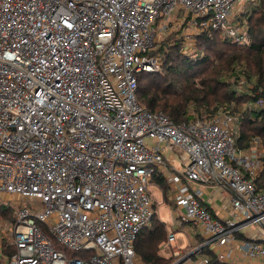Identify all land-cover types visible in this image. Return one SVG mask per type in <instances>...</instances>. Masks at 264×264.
<instances>
[{
    "label": "built area",
    "instance_id": "1",
    "mask_svg": "<svg viewBox=\"0 0 264 264\" xmlns=\"http://www.w3.org/2000/svg\"><path fill=\"white\" fill-rule=\"evenodd\" d=\"M251 1L0 0V198L19 203L0 218L1 264H145L136 242L157 213L156 172L182 212L174 229L203 237L181 250L169 231L172 264H210L202 249L264 264L259 139L241 150L227 111L176 125L137 97L139 73L161 67L155 46L181 27L187 52L206 30L247 44ZM217 190L229 213L211 206Z\"/></svg>",
    "mask_w": 264,
    "mask_h": 264
},
{
    "label": "trees",
    "instance_id": "2",
    "mask_svg": "<svg viewBox=\"0 0 264 264\" xmlns=\"http://www.w3.org/2000/svg\"><path fill=\"white\" fill-rule=\"evenodd\" d=\"M251 3L252 10H245L239 17L248 28L247 44L235 43L217 31L206 30L195 37V48L187 52L182 27L158 43L152 55L160 58L162 73L156 79L160 81L149 82V86L155 87L150 91L148 85L141 86V81L143 75L151 74L139 73L137 97L140 104L153 113L162 112L176 125L197 118H213L218 111H227L238 117L239 149H248L253 138H258L264 148V109L253 105L259 97L257 91L264 90V0ZM200 73L202 78L197 81L195 76ZM179 80L185 85L178 84ZM151 183L165 194L170 189L159 172L153 175ZM257 186L258 191L264 190V172L257 179ZM0 218L13 222L14 208L0 204ZM168 235L166 224L156 213L151 224L138 236L139 258L146 264H172L174 257L166 258L160 253ZM201 254L212 259L210 264H224L208 249H202Z\"/></svg>",
    "mask_w": 264,
    "mask_h": 264
},
{
    "label": "rangeland",
    "instance_id": "3",
    "mask_svg": "<svg viewBox=\"0 0 264 264\" xmlns=\"http://www.w3.org/2000/svg\"><path fill=\"white\" fill-rule=\"evenodd\" d=\"M253 8V4L251 2H248L245 6V10H248V11H251ZM162 68H156L153 72H151L150 74L151 75H143V80L141 81V86L142 87H146V85L149 86V82H154V80L158 79L159 76L157 75H160V73H162ZM149 74V73H148ZM156 75V76H155ZM229 75V74H227ZM226 75V76H227ZM196 80L199 81V79L202 78V74H198L197 76H195ZM230 78L228 77L227 80H229ZM255 79H253L252 81H254ZM156 81H160V80H156ZM170 82V79L169 81ZM182 85H185V82L183 80H179L178 84H181ZM167 84V82H166ZM164 84V86L166 85ZM155 87L154 86H149V89L150 91L153 90ZM237 89H240L241 90V87L240 86H237ZM149 91V90H148ZM153 92V91H152ZM150 92V95H153V93ZM149 190L151 192V195L152 197L154 198L155 202L157 203V213H158V217L159 219L164 222L167 226H168V229L170 230V232H175V237H176V241L174 243H172V247H178V248H181V249H184L185 247H187L189 245V237H188V234H190L191 236H195L196 234H198V231L195 227L191 226L190 223H186L184 224L183 226V229H178V230H175L174 229V221L177 217V215H181L182 212L181 210L179 209H175L173 204L172 203V200H171V191L169 189V191L166 192V194L163 192V190L161 188H159L158 186H155L153 183L149 186ZM163 193H164V197H163ZM212 194V202H213V205H214V208H216L218 210L219 213H223V214H226V211H228V209L226 211L225 208H229V202L228 200H218V194L219 192H211ZM0 204L2 205H6L9 207V205L13 206V207H18V204L19 203H15V201L13 200H6L4 198H0ZM174 210L175 211H178L177 215L174 216ZM230 210L227 212L229 213ZM2 220H5V219H2ZM258 231L257 227L256 226H251L250 229H247L244 231V233L248 236L251 235V232L252 233H256ZM1 237H4L1 233V227H0V238ZM166 244L163 245L161 247V254L163 256H170L172 254L170 253H167L166 251Z\"/></svg>",
    "mask_w": 264,
    "mask_h": 264
},
{
    "label": "crops",
    "instance_id": "4",
    "mask_svg": "<svg viewBox=\"0 0 264 264\" xmlns=\"http://www.w3.org/2000/svg\"><path fill=\"white\" fill-rule=\"evenodd\" d=\"M155 185V184H154ZM156 186V185H155ZM170 191H171V189H170ZM210 193V195L212 196V194H211V191H209ZM216 192V191H215ZM217 192H219V194H218V200H222L223 198H221L220 197V190H217ZM171 200H172V194H171ZM225 200V199H224ZM156 203V202H155ZM212 204H211V206H213L214 207V205H213V202H211ZM171 204H173V206H174V208L175 209H177L176 208V206H175V204H174V202H173V200H172V203ZM156 206H157V203H156ZM215 210L217 211V213L218 214H220L219 212H218V210L215 208ZM225 211V210H224ZM176 212H178V211H175L174 210V216L175 215H177V213ZM223 214V213H222ZM167 226V225H166ZM184 226V225H183ZM183 226L181 227V229H183ZM191 226H193V227H195L196 229H197V231H198V234H196L195 236H191L190 234H188V237H189V245L187 246V247H185L184 249H181V248H179V249H181V250H187V249H190V248H193L195 245H197L198 243H200L201 242V240L203 239V237H200V235H199V230H198V228L194 225V224H191ZM167 229H168V226H167ZM180 229V228H179ZM170 230L168 229V232H169ZM1 239V238H0ZM165 245V244H164ZM176 248H178V247H176ZM166 251H167V248H166ZM160 253H161V251H160ZM167 253H170V254H172L170 251H167ZM162 255V254H161ZM163 256V255H162ZM199 256V255H198ZM197 256V257H198ZM139 257V256H138ZM164 257H166V258H169V257H173V254L172 255H170V256H164ZM196 257V258H197ZM196 258H194L193 257V259L191 260V261H189V262H187L186 264H192V261H195L196 260ZM141 259V258H140ZM141 261H142V259H141ZM143 262V261H142ZM144 263V262H143ZM146 264V263H145Z\"/></svg>",
    "mask_w": 264,
    "mask_h": 264
},
{
    "label": "water",
    "instance_id": "5",
    "mask_svg": "<svg viewBox=\"0 0 264 264\" xmlns=\"http://www.w3.org/2000/svg\"><path fill=\"white\" fill-rule=\"evenodd\" d=\"M184 260V259H183ZM183 260L182 261H180L178 264H181L182 262H183Z\"/></svg>",
    "mask_w": 264,
    "mask_h": 264
}]
</instances>
